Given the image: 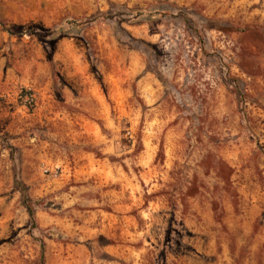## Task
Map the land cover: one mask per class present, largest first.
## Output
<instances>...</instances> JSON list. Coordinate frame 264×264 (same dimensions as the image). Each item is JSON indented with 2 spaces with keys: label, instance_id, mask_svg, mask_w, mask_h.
Returning a JSON list of instances; mask_svg holds the SVG:
<instances>
[{
  "label": "rangeland",
  "instance_id": "374dc122",
  "mask_svg": "<svg viewBox=\"0 0 264 264\" xmlns=\"http://www.w3.org/2000/svg\"><path fill=\"white\" fill-rule=\"evenodd\" d=\"M0 264H264V0H0Z\"/></svg>",
  "mask_w": 264,
  "mask_h": 264
},
{
  "label": "trees",
  "instance_id": "16d2710c",
  "mask_svg": "<svg viewBox=\"0 0 264 264\" xmlns=\"http://www.w3.org/2000/svg\"><path fill=\"white\" fill-rule=\"evenodd\" d=\"M220 166H225V164L222 162V163H220ZM21 191H22L25 207H26V209L28 211V214H29L30 218L33 219V217H34L33 209H32V207L30 205V202L28 200L27 194H26L25 189L23 188V186H21Z\"/></svg>",
  "mask_w": 264,
  "mask_h": 264
}]
</instances>
